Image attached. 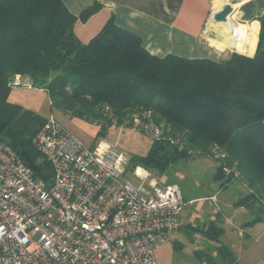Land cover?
Masks as SVG:
<instances>
[{
  "label": "trees",
  "instance_id": "obj_1",
  "mask_svg": "<svg viewBox=\"0 0 264 264\" xmlns=\"http://www.w3.org/2000/svg\"><path fill=\"white\" fill-rule=\"evenodd\" d=\"M99 9L95 3L76 18L61 0H0V142L17 154L35 179H51L50 164L33 144L45 117L8 102L15 76L45 90L52 110L98 126V138L114 124L131 126L130 116L145 121L149 112L160 136L151 138L144 154L129 157L124 174L142 168L160 176L179 162L211 158L219 151L224 162L213 181L221 188L229 186L237 166L252 191L234 206L252 214L246 226L262 222L264 12L258 17L260 31L251 57L244 56L250 50L214 61L153 55L138 36L118 27L113 16L82 43L74 24L77 19L86 22ZM224 168L230 169L225 179ZM201 233L216 244V259L239 264L220 242L223 229L214 221L204 224ZM211 252L193 254L197 261L211 264Z\"/></svg>",
  "mask_w": 264,
  "mask_h": 264
},
{
  "label": "built area",
  "instance_id": "obj_2",
  "mask_svg": "<svg viewBox=\"0 0 264 264\" xmlns=\"http://www.w3.org/2000/svg\"><path fill=\"white\" fill-rule=\"evenodd\" d=\"M145 119L134 116L131 128L158 138L149 112ZM33 144L51 166L48 182L0 142V264H155L181 226L178 185L146 172L126 179L115 146H85L53 115Z\"/></svg>",
  "mask_w": 264,
  "mask_h": 264
},
{
  "label": "rangeland",
  "instance_id": "obj_3",
  "mask_svg": "<svg viewBox=\"0 0 264 264\" xmlns=\"http://www.w3.org/2000/svg\"><path fill=\"white\" fill-rule=\"evenodd\" d=\"M254 2L252 6H247V2L244 7H240L242 9V17L232 14L228 17L233 29L247 26L246 24L249 25L253 21H257L260 31L258 17L264 12V1L254 0ZM254 25L256 27L257 23ZM249 27L253 29L252 25ZM220 33L226 39L224 32L221 31ZM223 41H221L222 44L216 43V46L220 48L224 47ZM224 49V51L216 50L218 51L217 54H220L218 58L226 54L238 53L234 48L225 46ZM178 53L180 54H177V56L187 58L188 53L184 54V50H180ZM11 84L12 89L8 97L9 103L29 109L43 117L53 115L66 130L85 146H90L93 142L97 141H104L113 147L115 146L114 150L123 157L124 169L130 156L144 154L150 145L151 135L140 127L133 129L131 126L126 127L114 124L108 128L103 137L98 138V126L81 119L66 117L52 110L45 90L32 86L28 79L15 76ZM133 117L130 116V118ZM223 162V154L215 151V154L211 158L194 157L187 161L179 162L160 176H155L153 173L142 168H136L133 174L131 171L125 172L124 177L134 183L140 182L139 174L146 172L149 175L148 180L149 178L154 179L159 185H178L186 201L183 212H186L193 219L191 225L198 228V231L196 230L191 235V239H193L192 243L184 237L181 248H174L170 243L158 249L155 252V264H208L197 261L193 251L204 250L211 252L215 243L212 244L205 237L199 236L198 233L201 235V229H203L207 221L212 220L216 222L214 217L216 209H220L224 216L232 214V209L223 206V203L227 204L238 201L239 198L252 191L244 180L241 179L237 166L234 167V181L229 186L221 188L218 182L213 181V174L216 168L223 164ZM137 169H141L139 174L136 172ZM223 173L225 179L229 176L230 169L224 168ZM211 196H214V199L210 198ZM189 200L192 201L189 202ZM252 217V214L248 211L247 217L237 215L233 219L234 222L222 225L219 224L220 220L217 222L225 230L224 235L220 238V242L231 249L239 264H264V218L260 223L252 226H243L244 230L242 231L240 230L241 226H238L241 225L239 223L250 221ZM240 231L241 237L239 238L238 234ZM211 253L212 257H215L214 252L212 251ZM214 262L215 264H226L216 258H214ZM214 262L212 263L214 264Z\"/></svg>",
  "mask_w": 264,
  "mask_h": 264
},
{
  "label": "crops",
  "instance_id": "obj_4",
  "mask_svg": "<svg viewBox=\"0 0 264 264\" xmlns=\"http://www.w3.org/2000/svg\"><path fill=\"white\" fill-rule=\"evenodd\" d=\"M61 1L66 9L76 18L79 17L85 7L95 3L100 6V9L86 22H81L77 19L74 24V32L82 43L88 42L95 36L108 18L113 16L114 23L118 27L128 30L138 36L144 48L153 55L159 57L167 54L177 55L180 54L178 51L184 50V54L188 53L187 58H208L214 61H221L228 59L231 54H226L218 58L220 54H217L218 51L216 50L224 51V47L228 45V39L223 38L220 33L222 31V26L213 21L212 15L225 4H230L233 9L232 15L242 17V9L240 7H244V5L251 0H222V4L218 7H215L217 0ZM255 23H257V31L255 30ZM246 25L247 26L238 27L236 29H233L231 26L229 43H231V48H234L238 53L248 54L251 50V54L253 55L258 41L259 23L253 21L251 24ZM250 25L253 26V29L249 27ZM232 35L233 37H231ZM255 38L256 43L252 53ZM222 40H224L223 43L225 46L221 48L217 47L216 43L222 44ZM251 54L246 56L251 57ZM210 198L214 199V196ZM191 201L192 200H189V202ZM235 202L222 204L228 209H232V214L230 216H224L220 209H216L214 213L216 222H214L218 227H221L222 224L234 222L233 219L237 215H244V217H247L248 210L245 207H235ZM180 220L181 226L172 235V240L170 242L174 248L182 247V240L184 237L192 243L193 239H191V235L196 232L195 229L191 228L193 219L189 217L186 212H183V209L180 214ZM219 220V224L221 225L217 223ZM209 222L213 221L209 220L206 224ZM248 222L249 221L239 223L241 224L238 225L241 226V231L244 230L243 226H246ZM221 228L223 229V227ZM241 231L238 234L239 238L241 237ZM224 233L225 230L223 229L222 236ZM198 235L205 237L203 233H201V235L198 233ZM215 246L213 247V252ZM227 248L230 249L229 247Z\"/></svg>",
  "mask_w": 264,
  "mask_h": 264
},
{
  "label": "water",
  "instance_id": "obj_5",
  "mask_svg": "<svg viewBox=\"0 0 264 264\" xmlns=\"http://www.w3.org/2000/svg\"><path fill=\"white\" fill-rule=\"evenodd\" d=\"M232 11V6L230 4H225L221 9L214 12L212 19L217 23H225L227 22L228 17L232 14Z\"/></svg>",
  "mask_w": 264,
  "mask_h": 264
},
{
  "label": "bare ground",
  "instance_id": "obj_6",
  "mask_svg": "<svg viewBox=\"0 0 264 264\" xmlns=\"http://www.w3.org/2000/svg\"><path fill=\"white\" fill-rule=\"evenodd\" d=\"M222 4V0H217L215 3V7H218ZM210 21V20H209ZM222 26V32H224L226 38L228 39V45L226 47L231 48V43L230 42V31H231V23L230 20L227 19V22L225 23H219ZM214 25V24H213ZM209 26V25H208ZM250 36V34H249ZM139 171H141V169H137V173L139 174Z\"/></svg>",
  "mask_w": 264,
  "mask_h": 264
}]
</instances>
